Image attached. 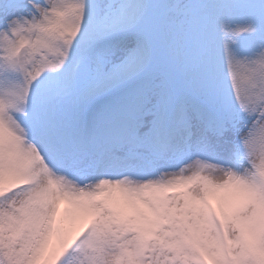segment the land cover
Wrapping results in <instances>:
<instances>
[{
  "label": "snow or ice",
  "instance_id": "snow-or-ice-1",
  "mask_svg": "<svg viewBox=\"0 0 264 264\" xmlns=\"http://www.w3.org/2000/svg\"><path fill=\"white\" fill-rule=\"evenodd\" d=\"M0 264H264V0H0Z\"/></svg>",
  "mask_w": 264,
  "mask_h": 264
}]
</instances>
